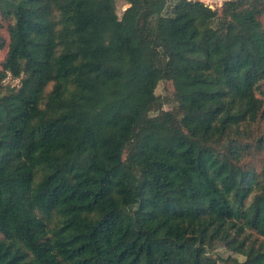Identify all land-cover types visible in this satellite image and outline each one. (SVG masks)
I'll use <instances>...</instances> for the list:
<instances>
[{
    "label": "trees",
    "instance_id": "1",
    "mask_svg": "<svg viewBox=\"0 0 264 264\" xmlns=\"http://www.w3.org/2000/svg\"><path fill=\"white\" fill-rule=\"evenodd\" d=\"M117 1L0 0V264H264V0Z\"/></svg>",
    "mask_w": 264,
    "mask_h": 264
},
{
    "label": "rangeland",
    "instance_id": "2",
    "mask_svg": "<svg viewBox=\"0 0 264 264\" xmlns=\"http://www.w3.org/2000/svg\"><path fill=\"white\" fill-rule=\"evenodd\" d=\"M226 0H223V3ZM222 3V5H223ZM222 5L216 7L215 9H221ZM128 6V4H126L124 1L122 0H118L116 2V7H117V12L118 15L121 16L124 9ZM5 34H7V32H5ZM5 53L6 50H1L0 49V61L5 57ZM9 81V78H8ZM11 82H13V84H16L18 82V80H12ZM263 90H264V84H263ZM174 91L173 85L172 83H164L161 82L159 83L157 89H156V93L161 96L164 100L163 103L158 102L155 106V110L154 113L157 115H163L165 113L166 110L171 109L172 107H174L175 103L173 102L171 95ZM263 98L264 101V94L261 96ZM153 113V114H154ZM264 128V124L262 126V129ZM124 156H126V153H124ZM215 254H217L220 257H226L227 255H229V251H227L225 248H217L215 251H213V254L215 256ZM219 264H225L224 262H222L221 260H219Z\"/></svg>",
    "mask_w": 264,
    "mask_h": 264
},
{
    "label": "built area",
    "instance_id": "3",
    "mask_svg": "<svg viewBox=\"0 0 264 264\" xmlns=\"http://www.w3.org/2000/svg\"><path fill=\"white\" fill-rule=\"evenodd\" d=\"M202 1L205 5L209 6L212 9H215L216 7L222 5L223 0H200Z\"/></svg>",
    "mask_w": 264,
    "mask_h": 264
}]
</instances>
